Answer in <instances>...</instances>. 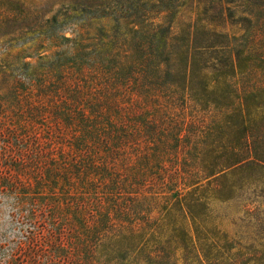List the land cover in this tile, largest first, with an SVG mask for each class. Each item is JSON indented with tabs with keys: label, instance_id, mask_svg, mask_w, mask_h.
Listing matches in <instances>:
<instances>
[{
	"label": "trees",
	"instance_id": "1",
	"mask_svg": "<svg viewBox=\"0 0 264 264\" xmlns=\"http://www.w3.org/2000/svg\"><path fill=\"white\" fill-rule=\"evenodd\" d=\"M212 1L224 22L226 1ZM231 2L234 30L196 25L189 44L158 21L184 0H70L48 19L0 0L2 46L21 50L5 65L0 133L34 145V193L42 176L63 193L49 220L69 224L58 238L70 231L75 264H264V238L242 245L212 216L235 181L264 178V0ZM87 28L95 38L65 36ZM185 107L213 115L188 120Z\"/></svg>",
	"mask_w": 264,
	"mask_h": 264
},
{
	"label": "rangeland",
	"instance_id": "2",
	"mask_svg": "<svg viewBox=\"0 0 264 264\" xmlns=\"http://www.w3.org/2000/svg\"><path fill=\"white\" fill-rule=\"evenodd\" d=\"M14 1L22 4L31 13H44V19L51 18L58 11L61 15L73 10L67 8L70 0ZM225 1L224 22L218 21L212 0H184L174 14H163L158 21L171 25L172 40L175 42L188 41L190 44L196 25L205 27L206 31L231 32L234 30L233 23L239 20L240 14L235 10V3L231 0ZM227 9H230V12ZM65 36L88 41L96 37V31L94 28L76 29L74 34L68 32ZM61 43L65 42L61 41ZM66 47L63 46L62 49ZM57 50L59 49L50 48V45L46 43L44 55L52 56ZM20 52V49L11 51L3 47L2 38H0V96L2 97H7L12 86L10 73L5 69V65L10 63L16 65L15 56ZM26 61H31L33 64L40 62L37 58ZM182 113L188 120L190 117H199L206 119L207 123L208 117L213 115V113L207 114L201 111L199 107L193 109L185 107ZM15 114L13 109L6 112L8 116ZM36 128L38 132L43 133L44 128H39L38 124ZM12 143L11 138L8 140L4 133H0V257L3 258L2 264H75L76 255L73 246L69 244L72 242L70 231L61 232L63 237L58 238V229L69 224H66L67 221L52 220L51 222L49 220L51 209L49 210L47 205L48 200L50 201L53 196L55 199L56 196L62 197L63 193H51L50 182L46 181L44 176L40 181V184L44 186V193H34L37 192L35 181L41 179V176L32 169L31 165L34 163H29L36 157L31 152H35L34 145L28 142L24 146L14 147ZM42 160L45 159L42 158ZM25 163H27L28 174H16L17 168L19 169L20 165L23 166ZM43 163L47 165L48 161ZM43 165L45 166V164L41 166ZM26 179L31 183L29 188H26ZM235 183L239 188L233 192L235 199L227 203H214L212 207L215 225L221 232H225L228 237L242 245L258 244L259 240L264 238V178L235 181ZM221 184H224V181L219 182L217 186ZM227 184L233 183L228 180ZM205 193H212V191L207 190ZM51 235L55 238L54 242L50 240ZM59 243L64 245L62 256L55 251Z\"/></svg>",
	"mask_w": 264,
	"mask_h": 264
},
{
	"label": "clouds",
	"instance_id": "3",
	"mask_svg": "<svg viewBox=\"0 0 264 264\" xmlns=\"http://www.w3.org/2000/svg\"><path fill=\"white\" fill-rule=\"evenodd\" d=\"M2 259H3V258H2V257H0V264H2Z\"/></svg>",
	"mask_w": 264,
	"mask_h": 264
}]
</instances>
